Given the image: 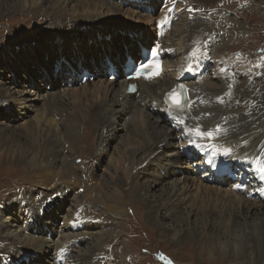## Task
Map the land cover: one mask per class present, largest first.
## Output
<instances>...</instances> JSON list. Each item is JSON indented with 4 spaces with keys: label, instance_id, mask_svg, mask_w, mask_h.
Segmentation results:
<instances>
[{
    "label": "bare ground",
    "instance_id": "1",
    "mask_svg": "<svg viewBox=\"0 0 264 264\" xmlns=\"http://www.w3.org/2000/svg\"><path fill=\"white\" fill-rule=\"evenodd\" d=\"M25 1L29 2V1H33V0H25ZM66 1L67 2L75 1V2H74L73 6L68 8V7H66V5H62ZM133 1L138 3V4H141L143 6V8H148V9H150L151 3H152V0H133ZM168 1L169 2L166 3L167 7L165 8V11H169V12L165 15L156 17V19L152 21V27L151 28H153L152 29L153 33L155 32V34H156V32H157L159 36H164L165 42H168V38L170 39V34H172V32H173L172 30L174 28L176 20H182V22H186L188 28L186 29L185 34L182 33V34L178 35V37H177L178 39H176L175 44L174 43H172V44L168 43V45H167V49L169 50L168 53L161 52V50H159V49L156 51V52L160 51L159 53H161L163 55L164 62H165L164 64H166V67L169 65V62L172 59L171 57L174 56L175 54H181V52H180L181 48L187 47L188 46L187 42L190 41L195 36H200V38L202 39V34H209V32H212L213 34L220 33V35L217 37L219 40L222 41L224 39L223 38V32L224 31L223 30H225L226 28L223 24H225V21H222L220 25L214 26L211 24L212 18L217 19L219 17H223L227 22H229V21L232 22L234 20L235 23H238V21L233 19V17L230 18V20H229V18L226 17V14H221V13L219 15H214V14H212V12H210L209 15H206L204 17V15H201V14L193 15L191 12L184 11V13L181 15L182 9H180V8L182 6H185V7L191 6V7H196L199 10H205L208 8V7H206V5H208V4H203L204 3L203 1H209V0H203V1L202 0H178V2H177V0H168ZM179 1H180V3H179ZM220 1H229V0H214V3L220 2ZM20 2H21V0H15V6H18L20 4ZM47 2H50V0H39L38 3H35L36 4L35 5L36 7L34 6L35 10H38V11L42 10L43 11V10L47 9L46 7H44V4L45 3L47 4ZM134 2L132 4H134ZM22 3H23V1H22ZM214 3H212V4H214ZM50 4H51V8H49V9L52 10V13L58 14L59 18L64 17V16L66 17V15L68 14V16L66 17V20L69 22L72 21L71 24H73L76 21L74 18H72L73 15H77L80 17H84L83 14H88V15H95L96 14V15H98L97 13L104 10V9L107 12H109L110 14H113V15H111V17H108V18H110V20L115 18L117 16V14L132 15L134 13L132 10H128L127 8H124L123 6H121L119 4L118 0H52ZM84 7H88L87 10H85ZM92 7H94V8H92ZM152 9L155 12L154 8H152ZM78 10H81L80 13H82V14H75V12ZM135 13H137V12H135ZM137 14H139V13H137ZM85 16H87V15H85ZM151 20H152V18L149 21H151ZM179 23H181V22H179ZM102 26H104V25H101V27ZM73 27L78 28V29L74 30V31L65 32V34H59L58 38L55 37L54 35H50L47 37V38H50V40L52 38H57V40H55V42L45 41V43H42L41 39H36V40L41 41V43L44 45H48L49 47H46V49H49V50L51 47L54 46V44H56L58 46H62V45L67 44L68 47L70 46L69 42L71 44H74V46H72V47H74V50H77V51L80 50V52H82V54L80 55L79 61L83 62L85 60L84 61L85 66L88 67L91 65V63L87 64L86 59L84 57H81L84 54V51L88 52V50H90V51H92V53H91V55H92L93 51L97 48L96 46L99 44H101L102 46H108V47H105L106 52L112 51V49H114V47L110 48V44L113 43V44L117 45L116 42L118 40H121V39L124 40V39L131 38L132 39L131 41L133 42V46L129 47V48L127 47V48L129 50V52H132L133 55H135V54L139 55L138 45L137 46L135 45L134 40H135V42L137 40H139L140 42H144V41H146V38H148V37H146L147 33L142 34L141 33L142 31L140 33H138L137 36L133 35L131 33V30L126 34H124L122 32H117L118 34L116 35L115 29L114 30L107 29L104 32H99L95 29V25L89 26V27L87 26L88 31L87 30L83 31V28H80L79 23L76 27L75 26H73ZM73 27H71V28H73ZM84 29H85V27H84ZM207 29H210L211 31L209 30V32H208ZM54 31H56V29H54L52 31V33ZM110 31H112V33ZM231 31L232 30H230V29H228V31H226L227 33H229L228 34L229 36H231L233 34V32H231ZM140 34H141V37H140ZM115 40H117V41H115ZM74 41H75V43H74ZM148 42H149V40H148ZM82 43L85 46L82 45ZM90 43H91V45H90ZM195 45H198V44H195ZM64 48L66 49V46ZM173 48L175 49V51ZM198 48H199V50H201L200 48H203V46L198 45ZM20 49H22V47ZM25 49L26 48H24V50H22V51H25ZM222 49H223V47L220 49V51L218 49H216V53H214V55L218 54L216 56V58L226 57V56H224V57L221 56L222 53H220V52ZM63 51H65V50L63 49ZM202 51H207V50H202ZM13 53H14V50H13ZM61 53H62L61 51H59L57 53L59 58H60L59 54H61ZM120 53L122 54V52H120ZM57 54L55 55V57H57ZM35 57H36V54H35ZM116 58L117 59H115V60L118 62V57H116ZM201 58L203 59L202 56H201ZM22 59L26 60V62L28 61V63L33 62V60L30 59L29 57H21V60ZM180 59H181V57L178 56L176 60L172 61L171 67L166 68L165 73L162 75V77L160 79L154 80L153 83L152 82L151 83L145 82L141 79L137 80V82L139 83V90L137 92L138 95H136V94L127 95L125 93L127 90V83L124 82V78H122V80L120 79V81L106 80V82H104V84H97L96 82L99 81L100 80L99 79L97 81L93 80V82L94 81L95 82H94V84H91L92 89H89V87L87 86L88 83H85L82 86L84 88L82 93H79V92L76 93V91L73 92L76 100H74L72 102V104L69 103L68 105H67V103L71 100L72 96H70V98L67 101H64L63 97H62L63 92H61V93L51 92V94H47V91L44 90L43 93H45V95H43V94L40 95V91H35V92L30 91L29 92V90L26 88V86H28L29 82L32 84H35V79L41 78L42 74H38V71H36L35 68L33 69V67H32V69L28 68L30 70V76H29V73H23L24 75H20V78H17V81L19 84H21V82H25V90L28 91L30 93V95L34 94L32 96L33 98L40 100V101L43 100L42 102H44V101L47 102V103H42L39 106V110H38L39 113L41 112L40 117L44 116V119H41L39 117V118H37V120H35L36 121L35 124H30L28 126L26 125L24 127L25 132L23 134H20L15 129L10 128L12 126H15L12 123L13 121H10L11 124L8 123L9 120H11V119L13 120L15 117L14 114L9 113L12 111L11 108H13L12 107L13 104L15 102H17V103L21 102L24 99H27V97H25V95L21 96L18 91L14 92V91H10L9 88L7 89V88H1L0 87V116H1V118L3 117V120H4V121L0 120V125L5 126L8 130V132H9V130L11 131V133L9 132L11 134V136H9V137H6L4 135V132L0 131V142H1V139H8L7 141H5L4 145L2 147H0V150H2L0 152V163L9 162V163H16V164H21V165H26V166L27 165L33 166L37 162V160H39L40 161L39 163H41V168L48 171V172L50 171V168H54L56 166L58 169H60V170H58L59 175L56 174V176L58 177V180L61 181V183L65 182V188L68 192L71 193V190L73 189L71 187L72 184L75 185L77 183L79 186H81L82 183L83 184L85 183V186L87 185L86 191H88L90 193L89 195L92 196L93 201H100V199L98 200V196H99L97 193L98 191L96 192L95 190H92L91 189L92 187H88V184H90L89 181L91 182V180H92V178H91L92 172H94L96 170L94 167V160L100 161L102 159L103 156L101 155V152L102 153L105 152V155H107V156H108L109 152L111 154V151L113 150L114 146H112L109 143V141H110L109 138L112 137V138H114V140L118 139L116 141V143L119 141L118 142L119 145L115 147V149L112 153L111 161H109V163H108L109 164L108 169H109V167L114 169L113 172L110 174V182L114 186L112 188V191H110V194L103 192L105 195V198L103 195L104 201L110 200V199H107V197H113V199H118L116 196V193L127 195L129 197L130 196L131 197H138L141 194L143 196V198L148 199L146 195L151 193L150 192L151 189H149V186L151 184L145 186L143 184L135 183L132 185V191L129 190L130 188L125 190L127 193H125L123 191L124 188L121 189L119 187L118 182L120 181L119 180L120 176L116 172L117 165H118L120 171L126 170V174H127V169L130 168L129 173L133 172L134 174H132V173L129 174L130 175L129 178H131V179L137 178L138 179L139 177L137 174H135V171L138 172L140 169H142V167H151L152 168V165H154V164H159V163L164 164V163L168 162V158H171V159L175 158V157L180 158V156L183 155V152L180 151V146H182V145L184 146V142L178 140V136H179L178 133L179 132H176L170 126H167V127L163 126L164 118H163V116H161L162 114L160 112V107L162 105L161 104V93L163 91H165L166 89H168L169 87H171L172 84L176 81V78H177L176 71L180 67ZM167 60H170V61H167ZM116 61H114V62L117 64ZM10 65H12V63ZM73 65L76 67V69H79V71L81 70V67H79L78 61L73 63ZM17 66H14V67H17ZM50 67H52V66L50 64H48L47 69L50 70ZM93 67H94V65H93ZM104 67L107 68V66L105 64H104ZM195 68H197L195 61H188L187 65L184 69L185 84H187V83L190 84V86L186 85L188 90L197 89L200 92H205V96H207V98L204 101L205 102L208 101V97H209V102H211L213 104V110L216 113V117L213 120L196 119L195 115H198V113L196 112V110H195V112L193 110H190L187 112V113H189L188 114L189 119L196 124H202V125H204V124H217L219 121H222L225 119L228 120L227 121L228 125L230 122H235L236 123L235 126L229 125L230 127H232L231 128L232 131L227 136H224L223 139H226L225 140L226 143H229L233 146L236 144H240L243 140H246L251 136H254L252 141H247L248 142L247 146H246L245 142L240 144V146H241L240 151L242 152L245 148L248 150L252 149L255 151V149L257 147H259L262 144V142L264 141V139H261V136L264 134V106L261 108V110L259 109L260 111L256 110V106H255V104H253L254 103L253 98L255 97V95L260 90H262V88L264 86V78H259V79L253 80L250 83H247V81L245 79L240 80V82L238 83V85L236 86V88L233 91V94L235 95L236 101L239 102L238 108L234 109V107L233 108L229 107L230 103L227 104L228 107H224V104L216 98L217 96H219L220 94H222L226 90V88L224 87V84L221 83V78L219 76H215L213 79H211V77L207 76L208 79L206 78L205 81L199 80V81L195 82V78H197V74H195ZM3 70H5V69L3 68ZM84 70H87V69H84ZM96 70L98 72H100L98 68H96ZM9 71L11 72V74L14 73V71H11V70H9ZM43 71H45V73H46L44 76H46L49 73L46 69H43ZM196 71H199V70H196ZM5 72H6V74H5ZM5 72L2 73V75H0V81L1 82L5 78V76L7 78L12 77L10 72L8 73V70ZM213 80L215 82H212ZM106 83H108V85ZM216 84L220 85L223 88L220 91H213V90L208 88V86L216 85ZM201 85H203V87L205 86L207 89H203L201 87ZM66 91H67V93H65V94H69L70 91L69 92H68V90H66ZM54 94H57V95H54ZM69 95H71V94H69ZM81 95H83V96H81ZM89 95H90V97H89ZM119 97H120V99H118ZM256 99H258V98H256ZM260 100H262V99H260ZM96 101H98V102L94 103ZM62 102H64L65 104H63ZM95 104L100 105L98 108L99 110L95 109ZM35 105H37V103ZM192 105H194V104H192V103L189 104V106H192ZM82 106L84 108H82ZM144 107L145 108L147 107L148 109H151V108H153V109L151 111L149 110L148 114H145V108ZM64 110H69L68 116L65 115ZM3 111L6 113L5 114L2 113ZM129 111L131 113L130 119H129L130 122H127V123L125 122L123 125L122 124L120 125V123L117 124V121H119V120L124 121V119H122L121 116L125 113H129ZM49 113H50V115H51V113L52 114L57 113L58 115H60V118H59L60 123L65 124V127L63 129L60 127L59 129L54 130V131L46 129V127H44V123L46 125V120L54 121L53 118H48ZM153 113H155V114L160 113V117L157 118V116H156L155 117L156 119L152 121ZM57 114H55L54 117H56ZM255 116H258V120L255 124L248 125V126L242 128V125L244 123H246L248 118L255 117ZM4 117H6V120L4 119ZM114 119H116V120H114ZM54 122H56V121H54ZM40 123H43V124H40ZM60 123H57V124H60ZM146 123L149 126H147V125L145 126ZM38 124H39V127H38ZM124 127H126L127 134L123 133ZM104 128H107V129L111 128L110 130H112V131L104 129ZM39 129L42 130L43 135L45 137H43L40 134L41 132L39 131ZM82 129H83V131H86L87 134H84V135L80 134ZM108 132H111V135H112L111 137H107ZM133 135H135V136L132 137ZM59 136H60V138H62V142L64 144L63 146L61 145V150L62 149H68V153L72 152V151L74 153V156L72 158V164L70 165V167H65L64 162H62V163L60 162L61 163L60 168L58 166L59 159L56 157L55 154L60 149L57 148L58 150H56L54 147L58 145L59 140L57 138ZM91 136H93V138H91ZM123 136H128L131 139H127V138L123 139L122 138ZM234 140H236V141H234ZM91 141H94V142L91 143ZM65 142L68 143V147H67V144ZM124 143L126 144L125 146H124ZM104 145H105V148H104ZM88 146H90V149L88 151L83 152V150H81V152H80L81 155H76V153H77L76 151H78L79 148H81V147L87 148ZM141 146H142V149H140L141 151H139L138 154L135 153V155H133L130 153L131 150H138V148H141ZM101 148H102V150H101ZM65 151H67V150H65ZM240 151L233 150L232 152H230L228 154L229 160L231 163L234 162L233 160L238 158V156L240 155V153H239ZM28 152L31 154L32 157H30V158L27 157ZM205 154H206V150H204L202 152V158L206 162ZM120 155L125 157V158L122 157V159L124 158V161H121V162L118 161V158ZM71 156L72 155H70V157ZM127 156H129L128 159H127ZM68 157H67V159H68ZM222 159H223V155L221 153H215L213 156L212 168H215V169L221 168V166L224 165V163L222 162ZM185 160H187V157H186V159H184V162H185ZM229 160H227V162ZM75 161H80V163H82V166L79 167V169H80L79 171H78V169L77 170H73V168L71 169L72 165L76 164ZM106 163H107V161L105 160V164H104V167H106L105 169H107ZM173 163H176V162H173ZM198 163H200V161H198ZM186 165H188V164H186ZM194 168H191L190 173L184 172L185 174H184L183 178L177 177L175 179V181L171 182L170 183V185H172L171 188H169V189L164 188L163 189V187H162L161 190L159 191L160 192L159 197L162 196L163 198H165L163 200V201H166L165 203H169L170 205H174L173 209H171L170 211L177 210V208L182 203L181 198L195 197L196 192L198 190H204V192H202V191L197 192V196L202 197V199H204L205 203L201 202L200 206L199 205L197 206L195 212H192V208H194L195 206L190 207V209L187 211V213L191 216L195 215V216L200 217V215H201V218H208V217H211V214H212L211 210L212 209L214 211L217 210L219 216L216 217L215 220L218 219L219 223L218 224L213 223L212 224L213 227L215 225L220 226L219 224H222V223H224V226L227 224L228 225L233 224L235 214H236L235 217L237 215H242L244 218H250L251 216H253L255 214L258 215V213L260 211H258V213L253 212V210H256L255 209L256 207H251V205H253V203H255L254 205L257 206V204L259 202H261L262 205L260 207L264 208V201L258 200L255 202L254 201L255 199H253L251 201L248 200V198H245L244 195L242 196L238 192L232 191L230 188L232 184L228 185L229 186L228 189H225V188L220 186V185L226 184V183H237V180L240 181L241 180L240 177H238L237 179L236 178L234 179V177H233L236 174L237 170L234 171V173H232V175L231 174L225 175V174L221 173L217 177H213V178L219 179V182L221 180V183H217L218 184L217 185V184H214L212 182H209V183L204 182V179H202L200 177H198V179L193 178V177H196V175H198L197 171H196L197 168H195V169ZM108 169L106 171H108ZM205 173H209V172L205 171ZM158 174H156L157 175L156 176L152 173L147 172V176H151L150 181L153 182L152 186L160 184L161 181L158 177L159 176ZM210 174L211 173L208 174L209 177H211ZM72 175H73V177H72L73 179H71ZM229 176H231V178H232L231 181H230ZM135 179H132V181H134ZM137 179H136V181H137ZM69 181H70L71 185L68 183ZM74 181H76V183H74ZM104 182H107V181L105 180ZM177 183H178V185H177ZM179 183H183V184L181 186H179ZM192 186H193V188H192ZM104 187H105V185H104ZM115 187H116V189H115ZM58 190H59V192H61L60 189H58ZM80 190H81V193L82 192L85 193V190H83L82 187H80ZM192 191H194V193H192ZM41 195L42 194L39 193V191H38L37 195H35V196H37L38 199H40ZM44 195L46 197H51V194L49 195V193L44 194ZM59 197H62L63 199H65V197L61 196V193H60V195H57L56 199L54 197H52L53 201L56 200V202H55L56 206H59V203H60L58 201ZM236 197H237V199H236ZM34 199H37V198L35 197ZM43 201L39 202L38 205H36V204L30 205V204H28L27 201H21L20 205H22L23 207L20 206L19 209H18V207H17V209H14V210H16V212H18L19 210L24 212V216L27 219L28 225L25 226L24 232L22 231L20 226H18V227L16 226V229L20 228V230L18 229V231H19L18 233H20L19 237L17 236V232H12L9 228L5 229V231H4L5 233L1 231L2 229H0V243H1L0 244V253L1 254H10L12 257H14L16 259V260H13V262L15 261V263L18 262V264H21V262H20L21 254H24L25 250L32 251L33 248L35 247L36 248V254H34L35 258H32L33 262L34 261L37 262V260L39 258H42L44 261H46L47 255H46V252H44V250L45 251L49 250L51 252H52V250H54L55 252L57 251V257L63 258L69 254L66 264H76L77 263V256L73 255V259H75V260H74V262H71V260H72L71 254L74 251L73 246L76 244L77 239L76 240H75V238L74 239H65V237L62 236V232L66 229V227H63V228L61 227V230H57L59 233H56V230L55 231L52 230L55 235H58V239L61 238V242H56L53 235H50L49 233L48 234L44 233V231L46 229H49V232H50L51 229L49 228V223L45 222L46 225H44L43 227L38 226V221H44V220H41L36 215L38 208H40L39 205H41ZM112 201L117 203L115 200H112ZM101 202H103V201H101ZM95 203L92 204L93 205L92 209L96 211V204ZM250 203H251V205H250ZM230 204H236L237 205L236 211L235 210L231 211L233 216L230 215V213H231L230 208H227ZM74 208L77 211V214H82V211H80V210H82L81 200L78 201L77 205H74ZM160 208H161V206H160ZM164 209L167 210L166 207ZM14 210H13V212H15ZM147 210H148L147 216L149 219L151 218L153 213H155V216L158 214L156 209L148 208ZM210 212H211V214H210ZM262 214L263 215H261V216H264V213H262ZM68 215H71V218L70 217L69 218H62V220L63 221L68 220L67 224L69 225L71 219H73V220L76 219V213L74 214V212H72ZM83 216L84 217H82V218L85 221H87L88 223L97 224V223L102 222L101 219L97 218V216L95 215V213H93V211H91V213L90 212L83 213ZM261 216H259V217H261ZM31 217L34 218L33 222H32L33 225L30 224V218ZM40 217H44V214H42ZM59 217H62V216H59ZM215 220H214V222H215ZM261 220L262 221L260 223H263V224H260L259 222H249L248 226L246 227L247 234L238 235L237 238L235 239V241H233L231 244L233 246V248L231 247V248L225 249L224 248L225 240H222V241L219 240L216 253L218 255H224V254H226L224 252L228 251V253H231V257H233V258H237L239 256L245 257L246 253H249L251 255L250 258L253 261L252 263L264 264V217L261 218ZM185 222L187 223L190 221L188 219H185ZM47 226H48V228H46ZM225 230H228V226H225ZM107 231H109V229H107V230L105 229V233ZM8 232H10V234H7ZM85 232L86 231H84L82 233H85ZM221 237H223V236H221ZM82 238H83V236L81 237V239ZM34 239H35L36 243H35V245L32 244V245H34V246H32L31 242ZM3 240H5L7 243H2L1 241H3ZM50 240H52V241H50ZM62 240L65 243H62ZM239 240H241V242H242V244H238L241 251L239 249L235 251L234 247H236V246H234V245H236L239 242ZM82 243H85L84 238L79 244H77L78 248L84 247L87 245L85 243L86 245L83 244L80 246V244H82ZM68 244H71V246L68 248L69 251H67V252H60L57 249L58 247H61L63 245H68ZM25 245H26V248H24ZM55 252H53V253H55ZM92 256L95 257L94 260H89V259H91ZM18 257H19V259H18ZM83 257L85 260V264H94L95 261H96V263L101 264L103 261V258L101 257V255L96 257L95 255H92L91 253H88V252L86 254H84ZM56 259L57 258H55V260H54V257H53V259H51V260H54V262L49 261L48 263L49 264H64V263H57ZM28 262H31L30 258H29ZM29 264H33V263H29ZM78 264H83V263L79 262ZM119 264H127V263L125 262V260H120Z\"/></svg>",
    "mask_w": 264,
    "mask_h": 264
},
{
    "label": "rangeland",
    "instance_id": "2",
    "mask_svg": "<svg viewBox=\"0 0 264 264\" xmlns=\"http://www.w3.org/2000/svg\"><path fill=\"white\" fill-rule=\"evenodd\" d=\"M51 1L52 0H50V2H47V4L46 3L44 4V7H46L47 9L43 11L42 10L38 11V10H35V7H36L35 3H38L39 0H35V1L33 0L29 2H26L25 0H21L18 6H15V0H0V75H2V73H4L7 70H8V73L10 72L9 70L14 71V73L12 74L10 72L12 77L7 78L5 76L2 82L0 81V87L7 88V89L9 88L10 91H14V92L18 91L21 96L25 95V97H27V99H24L23 101L18 102V103L15 102L13 106L11 105L13 108H11L12 111L9 112L10 114L15 115L14 120L12 122L13 125L15 126H12L10 128L15 129L20 134H23L25 132L24 127L26 125L28 126L30 124L36 123L35 120H37V118H39L41 114V112L39 113L38 111L39 106L42 103H47L46 101L42 102L43 100L40 101V100L33 98L32 96L34 94L30 95L29 93L30 91L31 92L40 91V95L42 94L45 95V93H43L44 90L47 91V94H51V92H56V93L63 92L62 97L64 101H67L70 98V96H72L71 100L67 103L68 105L69 103L72 104V102L76 100L73 92L76 91V93L77 92L82 93L84 89L82 86L85 83L76 84L68 88H65L64 86H59V82L54 83V80H53L54 76H52L51 71L47 69L48 64L52 66L53 62L55 61V64H59L63 68V70H65L67 69L69 65L73 64L77 58H78L77 61L80 59V55L82 54V52H80V50L79 51L74 50V47H72L74 46V44H71L70 42H69V45H70L69 47L67 46V44L62 45V46H58L54 44V46L51 47L50 50L46 49V47H49L48 45H44L42 43H45V41L55 42L59 34H65V32L77 30L78 28H74L73 26L76 27L78 23L80 25V28H83V31L84 30L88 31L89 26L95 25V29L99 32H104L107 29L109 30L115 29V33L117 35L118 34L117 32H122L126 34L131 30V33L137 36L136 34L142 31L141 32L142 34L147 33L146 35V37H148L146 38L147 42L149 39L154 38V33L152 30L153 28H151L152 20L149 21L152 17L142 12L144 10L137 8V6L141 7L142 5L136 2L132 4L133 2L128 0V4L131 7H129L128 4L124 3L127 0L126 1L123 0L124 4L122 2L119 3L124 8H127L128 10H132L134 12L132 15L117 14L115 18L110 20V18L108 17H111V15L113 14H110L104 9L98 12L97 13L98 15L83 14L84 17L73 15L72 18H74L76 21L73 24H71L72 21L69 22L66 20V17L68 16V14L66 15V17L64 16V17L59 18L58 14L52 13V10L49 9L51 8V4H50ZM74 2L75 1H69V2L66 1L62 5H66V7L69 8L74 5ZM203 2H204L203 4H208L206 5V7L208 8L219 6L217 4L218 2L214 3V0L203 1ZM227 2H229V5L225 4V6L231 7L230 9H234L235 12H237V14L235 16H232V15L230 16L228 15L226 10L223 12L226 14L227 17H229V20L230 18L233 17V19L237 20L238 23H235L234 20L232 22L230 21L227 22L223 17H219V19H221L222 21H225V24L223 25L225 26L227 30L226 29L223 30L224 31L223 38L224 39L226 38V39L225 40L223 39L222 41L219 40L218 44H216V46L213 48V52H212L213 58H216V56L218 55V54L214 55V53H216V49L220 51V49L223 47V49L220 52L222 53L221 55L222 57L224 56L227 57L228 55H234L235 57H240V59L242 60H246V62H252L254 58L262 54L261 48L264 47V0H229ZM246 2H247V5H246ZM243 3L246 5L245 8L240 7V5ZM184 7L185 6H182L180 9L184 10ZM87 8L88 7H84L85 10H87ZM186 8H190L188 12H191L192 14H193V11L199 10L198 8L191 7V6H187ZM212 10H213L212 14L219 15L218 11H216L215 8ZM80 12L81 10H78L75 12V14H82ZM101 25H104V26L101 27ZM187 28L188 26L186 22H182V20H176V23L172 30L173 32L172 34H170V39L168 38V43L175 44L176 39H178L177 38L178 35L182 33L185 34ZM54 29H56V31L52 33ZM228 29L232 30L231 32H233L231 36H229L228 35L229 33L226 32L228 31ZM110 32L112 33V31ZM50 35H54L57 38H52L50 40V38H47ZM140 37H141V34H140ZM36 39H41L42 43L41 41L36 40ZM202 39L204 40L207 39L206 34H202ZM131 40H132L131 38L124 39V40L121 39L118 41L115 40L117 41L116 42L117 45L113 43L110 44V48L114 47V49H112L111 52L110 51L108 52L110 53L114 52L115 56L117 57L121 56L124 51H126L129 47L133 46V42ZM136 42L134 40V43L137 46ZM82 45L84 44L82 43ZM65 46H66V49L64 48ZM21 47L22 49H20ZM96 47L97 48L93 51L92 55H91L92 51L88 50V52L84 51V54L81 56L86 59L87 64L91 63L90 57H94V58L96 57L97 62H98V60H100L102 57H104L106 53H108L105 51V47H108V46H102L101 44H99ZM24 48H26L25 51H22L24 50ZM63 49L65 51H63ZM13 50H14V53H13ZM59 51L62 52L61 54H59L60 58L55 57V55ZM120 52H122V54ZM35 54H36V57H35ZM130 54L133 55L132 53ZM21 57H29L30 59L33 60V62L28 63V61L26 62V60L24 59L21 60ZM177 57L178 56L175 54L174 56L171 57L173 60L172 59L171 61L167 60L170 62L166 68L171 67L172 61L176 60ZM10 62L12 63V65H10L11 64ZM14 66H17V67H14ZM32 67L33 69L35 68L36 71H38V74H42V77L36 78L35 84H32L29 82L28 86H26V88L29 90L28 92L25 90V82H21V84H19L17 81V78H20V75H24L23 73H29V76H30V70L28 68L32 69ZM3 68L5 70H3ZM43 69H46L49 72L46 76H44L46 73L45 71H43ZM84 69L86 68L84 67ZM241 76H242L241 74L238 75V77H241ZM120 79L121 78H118L114 81H120ZM256 79H259V78H255L253 80H256ZM94 80L95 81L99 80L96 82L97 84H104V82H106L108 78L106 76H102V77H97V78L95 77ZM92 82L93 81L86 82L88 83L87 86L89 87V89H92L91 84H94V82L93 83ZM212 82H215V81L213 80ZM50 83H53L51 85V87L52 86L53 87L51 89H47ZM106 84L108 85V83ZM201 87L203 89H207L205 86L203 87V85H201ZM208 88L213 91H220L223 87L216 84V85H210L208 86ZM263 89H264V86L262 90L258 92L259 94L257 93L255 97L253 98V102H254L253 104H255L256 110L258 111H260L261 108L264 106V103H263L264 102V90ZM66 90H68V92L70 91L69 94L71 95L65 94L67 93ZM54 95H57V94H54ZM120 97L118 99H120ZM97 102L98 101L94 103H97ZM36 103L37 105H35ZM62 103L65 104L64 102ZM192 104H195V103H192ZM99 106H100L99 104H95V109L99 110L98 109ZM82 108L84 107L82 106ZM152 109L153 108L148 109L146 107L145 114H148L149 110L151 111ZM64 112L66 116L69 115V110H64ZM2 113L5 114L6 112L3 111ZM57 113H53V114L51 113V115L49 113L48 118H53V120L56 122L46 120V125L44 123V127H46V129L54 131V130L59 129L60 127L62 129L65 127V124L60 123V119L58 118L60 117V115H58ZM55 114H57L56 117H54ZM130 114H131L130 111L129 113L123 114L121 118L124 119V121L119 120L117 121V124L120 123V125L121 124L123 125L125 122L126 123L130 122L129 120ZM156 116L157 118L160 117V113H157V114L153 113L152 121L156 119L155 118ZM40 118L44 119V116ZM4 119L6 120V117H4ZM0 120L4 121L3 117L1 118L0 116ZM257 120H258V116L248 118V120L246 121L247 124L244 123L243 124L244 126L242 125V128L248 125L255 124ZM8 123H10V121H8ZM57 123H60V124H57ZM40 124H43V123H40ZM146 125L147 123L145 124V126ZM229 125L235 126L236 123L230 122ZM163 126L164 127L168 126L165 121H164ZM38 127H39V124H38ZM104 129H107V128H104ZM110 129L108 128L107 130H110ZM0 131H3L6 137L11 136L10 134L11 131L9 130L10 132L9 133L5 126L0 125ZM39 131L41 132L40 134L43 137H45L43 135L42 130L39 129ZM123 133L127 134L126 127H124ZM80 134L84 135L87 133L86 131H83L82 129ZM108 134H107V137L112 136L111 132H108ZM134 136L135 135H133L132 137ZM91 138H93V136H91ZM122 138L131 139L128 136H123ZM57 139L59 140L58 145H57L58 147L55 146L54 148L56 150L60 149L55 154L56 157L59 159L58 166L60 168L61 163L64 162L65 167H70V165L72 164V158L74 156V153L73 151L68 153V149L61 150V145L62 146L64 145L62 142V138H60L59 136ZM7 140L8 139H1L0 147H2L5 141ZM109 140H110L109 143L112 146H114L113 150L111 151V154L109 152L108 156L105 155V152L103 153L101 152V155L103 156L102 159L100 161L94 160V167L96 170L92 172V175H91L92 180L90 179L91 182L89 181L90 184H88V187H92L91 188L92 190H95L96 192L98 191L97 192L99 195L98 200L100 199V201H93L92 196L89 195L90 193L86 191L87 185L85 186V183L84 184L82 183V185L80 186L83 188V190H85V193L84 192L81 193V190L78 191L74 189H72L73 191L71 190V193L68 192L65 188V182L61 183V181L58 180V177L56 176V174L59 175L58 170H60L56 166L54 168H50V171L48 172L41 168V163H39L40 162L39 160H37V162L33 166L9 163L7 161H6L7 163H0V229H2L1 231L4 232L5 229L9 228L12 232H17V236L19 237L20 233H18L19 232L18 229L20 230V228L16 229V226L17 227L20 226L22 231L24 232L25 226L28 225L27 219L24 216V212L20 210L16 212V210H14V209H17V207L18 209L20 208V206L23 207L22 205H20V202L27 201L28 204L30 205L32 204L38 205L39 202L47 198L44 194L49 193V195L50 194L52 195L55 193L57 195H60L61 193V196L65 197V199L61 197L62 199L60 201V198H58L59 199L58 201L60 202L59 206L55 205L56 200H54L52 203L51 211H53L55 208L60 209L62 215L59 214V216H63L62 218H69V217L71 218V215H68V214L72 212H74V214L76 213V216H78L79 214H77V211L75 210L74 205H77L78 201L81 200L82 217H84L83 213H87V212L91 213V211H93V213H95L97 218L102 220V222L100 223L96 222L97 224H94V223H88L84 219L83 220L81 219L80 221L83 222L84 226L83 227L78 226L77 228H74V227L71 228L70 225L67 224L68 220L64 221L63 225H59L58 220L51 221L49 218L47 220H44L46 221V223H49V228L51 230H54V231L56 230V233H59L57 230H61V227L62 228L66 227V229L62 232V236L65 237V239L75 238L76 240L83 236L84 241L87 245L83 243L86 246L78 248L77 244H79L83 240L82 238L81 240L76 242L75 244L76 246L75 245L73 246L74 251L71 254V257H72L71 262H74L75 259H73V255H76L77 256L76 264H78L79 262H82L83 264H85V260L83 256L87 252L91 253L92 255H95L96 257L101 255V257L103 258V261L101 264H119L120 260H125L127 264H254L252 263L253 261L251 260L250 258L251 255L249 253H246L245 257L239 256L237 258H233L231 257V253H228V251L224 252L226 253L224 255H218L216 252H217V246H218L219 240L221 241L225 240L224 242L225 249H228L231 247L233 248L231 244L233 241H235L237 236L247 234L246 227L248 226L249 222H259L260 223L262 221L261 218H263L264 216H261V215H263L262 213H264V208L260 207L262 205L261 202H259L257 206L254 205L255 203H253V205H251L250 203L251 207H256L255 208L256 210H253V212L258 213V211H260L258 215L261 217H259L256 214L251 216L250 218H244L242 215H237L235 217L236 215L235 214L234 223L225 225V226H228V230H225L224 223L219 224L220 226L215 225L213 227L212 225L213 223L215 224L219 223L218 219L215 220L216 217L219 216L217 210L214 211L212 209L211 210L212 214L210 212L211 217H208V218H201V215L200 217L195 216V215L191 216L187 213L190 207L195 206L194 208H192V212H195L197 206L198 205L200 206L201 202L205 203L202 197L197 196V192L199 191L204 192V190H198L196 192L195 197L181 198L182 199L181 205L177 208V210H172L173 212L170 210L173 209L174 205L165 203L166 201H163L165 198H163L162 196L159 197V194H160L159 191L161 190L162 187L163 189L164 188L169 189L172 187L170 183L175 181V179L178 176H180L178 178L184 177V174L182 171H180L179 173L177 172L173 173L169 177H163V176H160L158 173L154 172V170L151 167H142V169H140L138 172L135 171V174H137L140 179L136 178L137 179L136 181L135 178H132V179H135L134 181H132V179L129 178L130 176L129 174L131 173L134 174V173L133 172L129 173L130 168L127 169V174H126V170L120 171L118 165H117V170H116L117 174L120 176V179H119L120 181L118 182V185L121 189L124 188L123 191L125 193H127L125 190L129 188H130L129 190L132 191V185L135 183L143 184L145 186L151 184L149 186V189H151L150 191L151 193L146 195L148 199L143 198L141 194L138 197H131V196L129 197L127 195L116 193V196L118 199H113V197H107V199H110L111 201L110 200L104 201L103 192L110 194V191H112V188L114 186L110 182V174L113 172L114 169L111 167H109L108 169V165H109L108 163L109 161H111L112 153L115 147L119 145L118 143L119 141L116 143L118 139L114 140V138L111 137L109 138ZM92 142L94 141H91V143ZM65 143L67 144V147H68V143L67 142ZM125 145L126 144L124 143V146ZM104 148H105V145H104ZM89 149H90V146H88L87 148L81 147L78 149V151H76L77 152L76 155H81L80 153L81 150H83V152L84 151L86 152ZM140 149H142V146L141 148H138V150H131L130 153L133 155H135V153L138 154L139 151H141ZM1 151L2 150H0V152ZM70 155L72 156L70 157ZM27 157L28 158L32 157L29 152L27 153ZM122 157L124 156H121V155L119 156L118 158L119 162L124 161L125 157L123 159ZM128 158L129 156H127V159ZM181 158H183V156ZM105 160L107 161L106 165H107V169L109 172L106 171L107 169H105L106 167H104ZM170 160L172 159L168 158V161ZM185 162L188 165L190 164L188 159L185 160ZM75 163L76 164L72 165L71 169L72 168L73 170L78 169L79 171L80 170L79 167L82 166V163H80V161H75ZM174 164H175V167H172V168H174L175 170H177L180 167L179 165H183V164H179L178 161H176V163ZM166 167L167 165L166 163H164L163 169H165ZM189 167L190 166L186 165V168H189ZM236 170H237L236 174H239L238 177L241 178L242 176L245 175L242 169H236ZM147 172L152 173L154 175L158 174L159 175L158 177L161 181L160 184L152 186L153 182L150 181L151 176H147ZM72 177L73 175L71 176V179H73ZM198 177L200 176L196 175V177H193V178L198 179ZM105 180L107 182H104ZM204 182H208V183L212 182L214 184H217V183H221V180L219 182V179L211 178L210 181L204 179ZM68 183L71 185L70 181ZM74 183H76V181H74ZM182 184L183 183H179V186H181ZM75 185H78V184L76 183ZM75 185L72 184L71 187L73 188ZM58 189H60L61 192H59ZM225 189H227V187ZM38 191L39 193L42 194L41 196H43V197H40V199H38V197L35 196L37 195ZM192 193H194V191H192ZM35 197L37 199H34ZM53 197L55 199L57 198V196H53ZM104 198H105V195H104ZM112 200H115L117 203H115ZM254 201L256 202V200ZM93 203L96 204V211L92 209ZM163 207L164 208L166 207L167 210H165ZM148 208L156 209L158 214L155 216V213H153L151 218L149 219L147 216ZM227 208H230V212L232 210L236 211L237 205L230 204ZM13 210L15 212H13ZM36 215L39 218L41 216L38 213ZM230 215L233 216L232 212L230 213ZM44 217L45 218L47 217L46 214H44ZM185 219H188L190 222L186 223ZM260 224H263V223H260ZM46 228H48V226ZM105 229L106 230L109 229V231L105 233ZM84 231L86 232L82 233ZM10 232H8L7 234H10ZM44 233L46 232L44 231ZM55 241L61 242V238H59L58 240L55 239ZM1 242L7 243L5 240ZM35 243L36 241L34 239L31 242V245L32 244L35 245ZM62 243H65V242L62 240ZM238 244H242L241 240H239V242L236 245H234L236 246L234 247L235 251L238 249L241 251ZM24 248H26V245L24 246ZM44 252H46V255H47L46 256L47 262L49 261L54 262L55 258H58L57 251L55 252L54 250H52L51 252L49 250L47 251L44 250ZM34 254H36L35 247L33 248L32 251L25 250L24 254H21V257L26 262H28L30 258L32 262V258H35ZM53 257H54V260H51L53 259ZM94 258L95 257L92 256L91 259L89 260H94ZM43 261L44 260L40 258V260H37V262L34 261V263L41 264L43 263ZM47 262L44 261V264L45 263L48 264ZM66 263H67V259L64 262V264ZM12 264H16L15 261ZM94 264H100V263H96L95 261Z\"/></svg>",
    "mask_w": 264,
    "mask_h": 264
},
{
    "label": "snow or ice",
    "instance_id": "3",
    "mask_svg": "<svg viewBox=\"0 0 264 264\" xmlns=\"http://www.w3.org/2000/svg\"><path fill=\"white\" fill-rule=\"evenodd\" d=\"M162 23H163V22H162ZM152 55H153V57H155V56L157 55L155 49L152 50ZM141 67H142V68H148L149 65H148V64H145V65H142ZM152 67L155 68L156 66H155V65H152ZM158 74H159L158 69L152 73V75H158ZM171 101H172V104H173L174 106H176L177 108H180V107L182 106V103H183V101H182V97H181V96H177L175 93H174L173 96L171 97ZM196 131H197V133L200 134V135H205V134L200 133V132H199V129H197ZM206 135H207L209 138H212V135H213V134H212V132H208V133H206ZM262 171H264V169H262ZM237 187H239V186H237Z\"/></svg>",
    "mask_w": 264,
    "mask_h": 264
}]
</instances>
